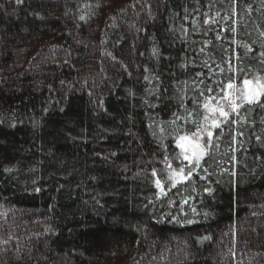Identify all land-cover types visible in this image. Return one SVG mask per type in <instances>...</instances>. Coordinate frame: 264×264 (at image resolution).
<instances>
[{"label":"trees","instance_id":"obj_1","mask_svg":"<svg viewBox=\"0 0 264 264\" xmlns=\"http://www.w3.org/2000/svg\"><path fill=\"white\" fill-rule=\"evenodd\" d=\"M262 54L264 0H0V264H264Z\"/></svg>","mask_w":264,"mask_h":264},{"label":"snow or ice","instance_id":"obj_2","mask_svg":"<svg viewBox=\"0 0 264 264\" xmlns=\"http://www.w3.org/2000/svg\"><path fill=\"white\" fill-rule=\"evenodd\" d=\"M20 2H22V0H17V3ZM227 88L236 90V86L231 82L228 83ZM261 97H264V83H261L259 80H257L255 82V85L253 86L252 81L244 80V88L239 90V99L251 105V104H261ZM224 99L229 101V104L233 112H235L237 108L240 107V105L237 104L235 99H232L230 95H226ZM205 107L207 108L208 105H205ZM211 111L213 112L218 111L219 115L221 117H224L225 120L229 116V113L225 110L224 106L222 105L216 109H211ZM205 119H207V117H205ZM220 123L221 121L213 119L212 126L218 128L220 127ZM192 137H195L196 139L195 143H193V141L187 136H181L177 140V147L181 149L180 155L183 157L184 160L189 162V165H191V167L188 168L187 172H185V168L182 167L178 171L173 170L169 174L168 179L172 181V187H175L177 183L190 179L194 169L201 167V160L206 154L207 143H205L204 145L199 144L198 141L200 140V136L197 133H192ZM211 137H212V133L209 131L208 132L209 141L211 140ZM169 168H171V165H169ZM153 175H155V172L153 173ZM156 185L157 187L161 188V191H163L160 180L156 181Z\"/></svg>","mask_w":264,"mask_h":264},{"label":"rangeland","instance_id":"obj_3","mask_svg":"<svg viewBox=\"0 0 264 264\" xmlns=\"http://www.w3.org/2000/svg\"><path fill=\"white\" fill-rule=\"evenodd\" d=\"M259 80L261 83H264V77H261L259 79H256L255 81H252L253 82V86L255 85V82ZM244 88V82L242 83V89ZM231 96V95H230ZM245 102V101H244ZM246 103V102H245ZM206 105H208V107L206 108L205 107V112H206V115L205 117H207L206 121H205V124L209 123L210 120L216 118V115L219 114V112H213L211 111V109H216L218 108L219 106H216V103L215 101H210L208 102ZM211 125V124H210ZM181 153V149L179 148V154ZM181 156V155H180Z\"/></svg>","mask_w":264,"mask_h":264}]
</instances>
